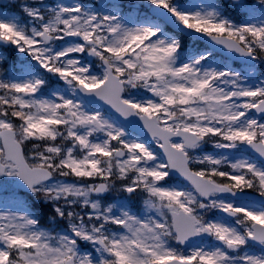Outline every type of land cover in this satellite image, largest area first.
Listing matches in <instances>:
<instances>
[{
	"label": "snow or ice",
	"instance_id": "obj_1",
	"mask_svg": "<svg viewBox=\"0 0 264 264\" xmlns=\"http://www.w3.org/2000/svg\"><path fill=\"white\" fill-rule=\"evenodd\" d=\"M13 3L0 264H264V0Z\"/></svg>",
	"mask_w": 264,
	"mask_h": 264
}]
</instances>
